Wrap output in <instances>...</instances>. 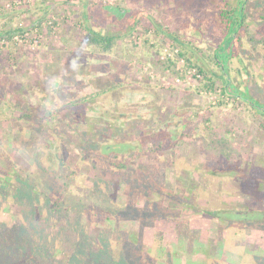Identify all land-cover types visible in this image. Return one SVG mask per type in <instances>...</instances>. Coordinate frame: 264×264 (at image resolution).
<instances>
[{
    "label": "rangeland",
    "instance_id": "rangeland-1",
    "mask_svg": "<svg viewBox=\"0 0 264 264\" xmlns=\"http://www.w3.org/2000/svg\"><path fill=\"white\" fill-rule=\"evenodd\" d=\"M240 1L0 0V264H264L238 97L264 106V0L221 53Z\"/></svg>",
    "mask_w": 264,
    "mask_h": 264
},
{
    "label": "trees",
    "instance_id": "trees-1",
    "mask_svg": "<svg viewBox=\"0 0 264 264\" xmlns=\"http://www.w3.org/2000/svg\"><path fill=\"white\" fill-rule=\"evenodd\" d=\"M246 5H247V0H241L240 1V5L236 10V14H234L233 17H229L230 14H232L231 12L226 14H223V17L225 18V24L227 26V38L225 41V48H228V46L230 45V42L233 40V38L235 37V35L237 34V32L239 31V29L242 27L243 25V21L245 19V14L244 11L246 9ZM119 14H123V11H120ZM232 14V15H233ZM169 36L172 37V35L169 33ZM115 41H116V37H108V36H104L101 33L95 31V30H89L88 32V43L89 46L92 48L93 53L94 54H110L113 52L114 50V46H115ZM222 48H219L218 52L221 51ZM184 56V55H182ZM218 56V53H217ZM227 58L222 59V64L225 65V63L227 62ZM190 62V61H189ZM200 72L202 73V69H200ZM225 79V87L223 88V92L229 96H232L231 93L228 92V88L232 87V84L230 82V80L228 79V77L224 76L223 77ZM214 85V84H213ZM213 86L210 87V89H212ZM105 92H103L102 94H105ZM246 94V93H244ZM243 93H239L238 92V97L242 98V99H247L250 100V104H254L255 106H257V109H262L264 110V106L262 104H260L258 101H252V99H250L249 97H247L246 95H244ZM127 167V166H125Z\"/></svg>",
    "mask_w": 264,
    "mask_h": 264
},
{
    "label": "built area",
    "instance_id": "built-area-1",
    "mask_svg": "<svg viewBox=\"0 0 264 264\" xmlns=\"http://www.w3.org/2000/svg\"><path fill=\"white\" fill-rule=\"evenodd\" d=\"M176 54L179 55V49L178 48H176V47L166 48V49H164V53L162 55V60H169L170 61V58H173V56ZM184 62L185 61L182 59L181 63L184 64ZM178 81H180V80H178Z\"/></svg>",
    "mask_w": 264,
    "mask_h": 264
},
{
    "label": "flooded vegetation",
    "instance_id": "flooded-vegetation-1",
    "mask_svg": "<svg viewBox=\"0 0 264 264\" xmlns=\"http://www.w3.org/2000/svg\"><path fill=\"white\" fill-rule=\"evenodd\" d=\"M226 49H228V48H224L223 50H222V52L221 53H224V52H226V51H228V50H226ZM227 55V54H226Z\"/></svg>",
    "mask_w": 264,
    "mask_h": 264
}]
</instances>
